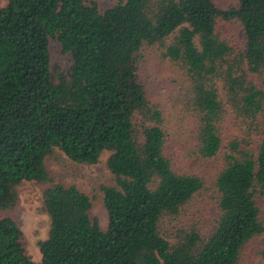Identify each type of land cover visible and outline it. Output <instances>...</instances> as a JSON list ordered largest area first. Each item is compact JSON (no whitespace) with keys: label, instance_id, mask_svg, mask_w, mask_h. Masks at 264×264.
<instances>
[{"label":"trees","instance_id":"obj_1","mask_svg":"<svg viewBox=\"0 0 264 264\" xmlns=\"http://www.w3.org/2000/svg\"><path fill=\"white\" fill-rule=\"evenodd\" d=\"M54 39L72 56L68 70L51 65ZM147 48L185 76L178 101L194 129L180 142L142 81ZM229 117L236 135L222 148ZM56 149L77 164L111 152L105 230L91 217L92 198L49 169ZM219 155L215 219L180 225L206 189L193 164ZM24 181L42 187L50 218L40 262L9 215ZM261 234L264 0H230L226 8L217 0H118L108 8L96 0H9L0 7V264H238Z\"/></svg>","mask_w":264,"mask_h":264},{"label":"rangeland","instance_id":"obj_2","mask_svg":"<svg viewBox=\"0 0 264 264\" xmlns=\"http://www.w3.org/2000/svg\"><path fill=\"white\" fill-rule=\"evenodd\" d=\"M9 0H0V7ZM102 8L114 6L118 0H96ZM221 7H228L230 0H217ZM141 61L142 81L150 93L154 103L161 104L168 119V127L172 140L180 142L194 129L190 118L180 112L178 101L180 90L184 88L185 76L170 61L164 60L157 48H147L143 52ZM51 65H59L68 70L72 65L70 53H64L61 43L57 40L50 42ZM181 120V121H180ZM229 117L223 125L224 148L236 135L235 127ZM175 144V143H173ZM178 150V146L173 147ZM111 152H104L99 162L95 164H77L70 161L60 150L48 158L47 165L53 174L60 180L75 184L85 191L93 200L91 217L97 218L102 229L108 226V213L103 204V186L114 183V177L108 168V158ZM223 165V158L200 161L193 164L192 171L200 173L206 179V189L187 208L180 225L196 224L208 226L217 214L214 202L213 179L217 170ZM19 203L9 213L18 223L24 234V242L28 255L36 262H40L42 254L39 243L48 238L50 218L43 211L42 187L33 181H24L19 187ZM207 228L206 230H208ZM264 234L253 238L242 250L238 264H263Z\"/></svg>","mask_w":264,"mask_h":264}]
</instances>
